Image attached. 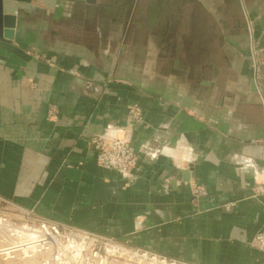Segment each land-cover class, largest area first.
<instances>
[{
	"label": "crops",
	"instance_id": "crops-1",
	"mask_svg": "<svg viewBox=\"0 0 264 264\" xmlns=\"http://www.w3.org/2000/svg\"><path fill=\"white\" fill-rule=\"evenodd\" d=\"M118 4L18 9L0 36V202L194 264H264L251 245L264 232L251 69L252 33L264 70V0H139L130 26ZM101 135L131 139L133 173L99 164Z\"/></svg>",
	"mask_w": 264,
	"mask_h": 264
},
{
	"label": "built area",
	"instance_id": "built-area-1",
	"mask_svg": "<svg viewBox=\"0 0 264 264\" xmlns=\"http://www.w3.org/2000/svg\"><path fill=\"white\" fill-rule=\"evenodd\" d=\"M261 60L259 49L256 47L253 35L251 33V69L252 77L255 82L257 92L264 100L263 90L260 86ZM142 108L140 105H135L131 110V115L135 119L142 118ZM93 144L98 151V162L101 166L114 169L122 174H131L138 166L139 155L133 147L132 141L129 137H117L109 135L96 136L93 139ZM262 190V189H261ZM264 191V189L262 190ZM207 189L201 185H195V195H205ZM27 216L35 215L33 210H26ZM6 221L10 220L16 231H22L27 238L29 235H35L34 238L27 240L25 246L32 247L31 250L36 254L42 255L40 264H75V255L73 254V247L71 244H65V237L79 236L87 241L86 251L82 258L81 264H107L108 258L111 255L118 254L119 256L133 254L132 257L138 259H149L152 264H194L176 258H170L152 252L147 249L138 247H128L115 244L113 238L103 237L96 232L89 230H80L76 227L68 225L67 223H59L45 218L29 217L27 223L29 225H18L11 218L1 216ZM77 230V231H75ZM68 231L66 235L64 232ZM75 233V234H74ZM101 245H99V243ZM251 245L259 250L264 251V232L258 233L252 240ZM125 246V247H124ZM85 245L83 246V248ZM128 247V248H127ZM123 251V254L120 252ZM14 257V256H13ZM11 257L10 259H12ZM32 257V256H29ZM15 258V257H14ZM24 258V257H23Z\"/></svg>",
	"mask_w": 264,
	"mask_h": 264
},
{
	"label": "rangeland",
	"instance_id": "rangeland-1",
	"mask_svg": "<svg viewBox=\"0 0 264 264\" xmlns=\"http://www.w3.org/2000/svg\"><path fill=\"white\" fill-rule=\"evenodd\" d=\"M263 71L264 70H262L261 74H263ZM253 83L255 85L254 81H253ZM260 86H261V88L263 90V93H264L263 80L260 81ZM255 88H256V85H255ZM0 215L4 216V217L11 218L14 222H17V224L21 225V226L29 225L27 223V221L29 220V217H31L33 220L35 218L39 217V216H37V214L31 215V216H27L26 210H24L22 208L10 207L9 205H7L6 203H3V202H0ZM68 225L76 227V228H78L80 230H86V229L78 227V226H76L74 224H68ZM75 231H77V230H75ZM64 233L66 235L69 234L68 231H65ZM10 236L11 235H8L7 233H4L2 230H0V249H3L7 245L9 246L10 244L13 245L15 243H19L22 240V239L19 240L18 238H15V237L12 238ZM103 237H105V236H103ZM65 238L66 239H64V243L65 244H71V246L73 247V254L75 255V259H74L75 260L74 261L75 264H81L82 258L84 257V254L87 253L86 244L88 242L83 240L81 237L75 236V235L72 236V237H65ZM106 238H108V237H106ZM23 239H24V241H26L27 238L23 237ZM114 241H115L114 243L116 244L117 243L116 241H118V240L114 239ZM101 243L102 242H100L99 245H101ZM119 243H121V245L122 244L124 245V243H122L121 241H118V244ZM84 245H85V247L83 248ZM125 245H127V244H125ZM127 246L128 247H133V246H130V245H127ZM41 258H42V255H40V254L35 255V258H31V260L28 259L30 261H27L26 259L18 257V256L15 257V258H12V259H7V260L5 259L4 256H0V264H39ZM148 260L149 259H142L141 260V259H138V257H135V256L134 257H128L127 255L119 256L118 254H114V255L109 256L107 264H149Z\"/></svg>",
	"mask_w": 264,
	"mask_h": 264
},
{
	"label": "water",
	"instance_id": "water-1",
	"mask_svg": "<svg viewBox=\"0 0 264 264\" xmlns=\"http://www.w3.org/2000/svg\"><path fill=\"white\" fill-rule=\"evenodd\" d=\"M60 1L51 0L43 3L42 0H0V36L13 37L16 25V14L18 9L30 10L33 7L54 8L56 18L62 16L63 5ZM192 166L183 171L184 180L190 181Z\"/></svg>",
	"mask_w": 264,
	"mask_h": 264
},
{
	"label": "bare ground",
	"instance_id": "bare-ground-1",
	"mask_svg": "<svg viewBox=\"0 0 264 264\" xmlns=\"http://www.w3.org/2000/svg\"><path fill=\"white\" fill-rule=\"evenodd\" d=\"M13 226V224L11 223L10 220H5L4 218L0 217V230H2L4 233H7L8 235H11L10 237H15L18 238L19 240H21V242L19 243H15L13 245H7L5 248L0 249V256H4L5 259H10L11 257H21L24 259H26L27 261H30L31 258H35V255H37L35 253V251L31 250L32 247L30 246H25L27 243V240L32 239L35 237V235H29L26 239V241H24L23 237H25L23 235V233H21L22 231H16L15 228L11 229L10 227ZM14 241V240H13ZM12 241V242H13ZM121 254H123V251L120 252ZM32 256V257H29ZM133 254L130 252L129 253V257H132ZM13 257V258H14ZM2 259V258H1ZM30 259V260H28ZM141 259V258H140ZM26 262V261H25ZM149 264H152L151 261L148 262ZM40 264V262H39Z\"/></svg>",
	"mask_w": 264,
	"mask_h": 264
},
{
	"label": "flooded vegetation",
	"instance_id": "flooded-vegetation-1",
	"mask_svg": "<svg viewBox=\"0 0 264 264\" xmlns=\"http://www.w3.org/2000/svg\"><path fill=\"white\" fill-rule=\"evenodd\" d=\"M56 1L57 2L58 1L61 2V0H56ZM85 1H87V0H63V3H60V4L63 5L62 16L64 15V12L66 11V9H68V7H70V5H71V9H72L74 5H76L78 3H83ZM138 1L139 0H137V1H133V0H118L119 4L117 5V7L113 8L114 19L116 18V20L118 21L119 24H123L124 26H126V25L130 26L131 17L134 15V13L137 12V10L139 8ZM42 2L45 3L44 1H42ZM40 8H45L46 10H48L50 12H53L54 16H56L54 8H48L45 5H44V7L42 6ZM162 26L164 28L162 30V34H161L162 37H163L164 34H165V31H166L167 22L165 21V23Z\"/></svg>",
	"mask_w": 264,
	"mask_h": 264
}]
</instances>
